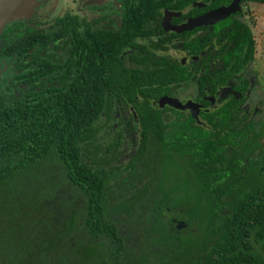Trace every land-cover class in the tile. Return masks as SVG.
Listing matches in <instances>:
<instances>
[{
	"label": "trees",
	"instance_id": "obj_1",
	"mask_svg": "<svg viewBox=\"0 0 264 264\" xmlns=\"http://www.w3.org/2000/svg\"><path fill=\"white\" fill-rule=\"evenodd\" d=\"M145 1L157 9L176 0ZM35 23L15 22L0 35V68L9 63L15 71L10 85L0 83V215L12 219L0 224V243L10 236L12 249L0 250V264H264V122L256 129L238 115L243 100L231 99L205 118L216 131L206 138L192 120L170 121L151 109L161 97L155 83H189L192 75L176 66L170 73L131 71L109 60L113 90L135 106L142 127L140 163L159 154L167 176L175 171L186 188L197 189L182 199L165 188V197L151 196V167L143 171L137 159L115 166L125 136L108 145L100 139L112 87L91 61L98 63L102 48L90 44L79 18ZM229 26L234 60L226 61L221 86L256 60L249 24L238 19ZM143 34L135 30V39ZM108 39L118 51L133 43L125 32ZM58 185L73 195L60 194ZM167 210L189 227L177 232Z\"/></svg>",
	"mask_w": 264,
	"mask_h": 264
},
{
	"label": "flooded vegetation",
	"instance_id": "obj_2",
	"mask_svg": "<svg viewBox=\"0 0 264 264\" xmlns=\"http://www.w3.org/2000/svg\"><path fill=\"white\" fill-rule=\"evenodd\" d=\"M234 1L232 0L229 4H220V0H176L173 2L175 7L167 8L163 6L156 9L149 7L152 4H150V1L145 0H75L74 10L54 19H41V10L47 4L37 8L32 17L36 21L33 24L34 26H49L51 25L49 22L53 23L56 19L66 15L79 18L82 21V26L88 29L90 44L94 41L95 50L98 51L101 48L103 50L98 58L99 61L97 60L98 63L91 60L92 58L90 60L94 62L93 67L97 66L95 71L102 80L103 85L112 86L111 89H107L109 95L105 100L104 109L98 122V127L102 128L100 139L103 141L107 136L111 138V142L117 139V134L125 136L121 145L123 154L117 160L115 166H125L132 160L137 159L135 163L142 164L144 171L143 166L150 161L151 152L149 156L147 155V162L140 163L142 159H138L137 156L140 150L145 148L143 146L142 127L135 106L113 90L115 83L112 79L113 76L116 77V73H112L109 69V63L113 61L117 62L120 65L119 67L123 66L126 70L131 71L151 70L152 73L156 72L157 74L162 71L170 73L172 66H176L185 71L187 76L192 75L189 83H155L159 88L161 97L158 100L151 101V109L154 113H158L164 119L170 121H175L177 118L192 120L193 125L201 130L204 137L207 134L216 133L205 118L218 114L219 109L224 104H229L231 99L243 100L238 115L241 118H246L248 123L254 124V119L260 115L261 108L264 106V98L260 99L261 102L256 103L254 97L258 95L264 97V92L260 90L252 94V81L251 79L247 80L246 75L247 70L253 63L244 72L233 77L227 85H219L220 74H223L226 70V61L233 63L231 55L234 43L230 40L233 27L229 25L233 26V22L238 19L248 24L245 12L247 7L240 0L238 10L230 13L227 17L223 19L218 17L217 21L213 15L220 9L231 7ZM144 2L146 5L141 6L144 14L139 12L135 14V6ZM154 2L159 1L154 0ZM140 28L144 30V34L142 37L137 36L135 39V30L139 31ZM123 32L128 37H133V43L124 50L119 46L118 48L121 50L118 51V44L111 42L108 37L120 36ZM96 33L100 34L101 41L93 38ZM105 36L107 38H104ZM49 54L52 55L51 52ZM57 56L66 58V55L61 52ZM89 57H91L90 53ZM109 60L111 61L108 63ZM9 71H12L14 76L13 66L4 63V66L0 68V75ZM1 83H5V81ZM10 84L9 80L6 86ZM138 100L139 97H135V101ZM253 105L257 108L249 112L247 108ZM104 144H107V142ZM152 147L149 144L147 145L148 150H151ZM127 148H131L132 153L128 160L123 162V159L128 155L129 150ZM154 172L153 177L148 178L147 181L155 186L159 184V180H162L158 189L152 187L151 196L155 194L158 197H165L168 192L165 191V194H162L164 191H159V189L169 190L172 180L178 182L184 177L176 176L175 171L172 176L164 174L162 177L159 170ZM151 173L150 168L149 174ZM185 173V171H182L181 175ZM112 194L119 196L118 193L112 192ZM174 196L179 197L182 195L178 192ZM167 211V220L172 222L171 224L177 232L181 233L189 227L178 230L179 224L183 221L178 219L179 215L176 212L170 213V210Z\"/></svg>",
	"mask_w": 264,
	"mask_h": 264
},
{
	"label": "rangeland",
	"instance_id": "obj_3",
	"mask_svg": "<svg viewBox=\"0 0 264 264\" xmlns=\"http://www.w3.org/2000/svg\"><path fill=\"white\" fill-rule=\"evenodd\" d=\"M50 2V3H49ZM37 3L39 4V6L41 5H45L47 4V6L42 9V15H41V19H46V18H51L54 19L58 16L64 15L68 12H71V10H74L75 8V0H37ZM40 8V7H38ZM238 10V7L237 9ZM246 21L248 22L249 26L252 29V32L254 34V38L256 41V60L253 63V65H251L249 67V69L247 70V75L246 78L251 79L252 81V88H253V92L255 91H260L262 90L264 92V6L262 5H249L246 9ZM233 13V12H232ZM10 26V25H8ZM13 76L12 71L9 72H3V74L0 75V83L3 81H9ZM253 97V96H252ZM252 97L250 98V100L252 99ZM264 97L261 95H258L256 97H254V102H261L260 99H263ZM253 102V101H250ZM252 105V104H251ZM257 108V106L253 105L250 106V108L248 107L247 109H249V112L254 111V109ZM264 121V106L263 108H261V113L260 115H258L255 119H254V124H255V128L257 129L258 126L260 125V123H262ZM104 136V135H102ZM111 138H108L107 136L104 138V140L102 141L103 143L107 142V144H109ZM128 151V155H126V157L123 159V162H126L130 156L131 152V148H127ZM127 152V151H126ZM159 154H156L154 152L150 153V161H146L147 165L143 166L145 168V171L148 172L149 168L151 167V172L153 173L155 170H159L160 171V176L162 177L164 174H167V171L164 172V167L162 164V161L160 160ZM146 164V163H145ZM166 166V165H165ZM159 174V173H158ZM186 178V177H185ZM162 180V179H161ZM161 180H159V184L152 186L153 189H158L161 186ZM194 181V180H193ZM195 182V181H194ZM187 181L186 179L184 180H180L178 182L172 180L170 182V190L174 192V195L177 194L178 192L181 193L182 196H179L178 198L182 199L184 197H195L197 195V189L193 190V189H188L187 187ZM59 189L62 190V187L60 185ZM59 191L60 194L61 192H65L64 194L67 195H73V191L70 189H67L66 191L63 189L62 191ZM58 192V193H59ZM57 193V195H58ZM56 194V193H55ZM65 201H68L67 198H65ZM4 220L8 221V222H3ZM12 219H10L8 217L7 213H2V215H0V224H4V227H8L11 224ZM4 232V231H3ZM0 232V233H3ZM3 243L1 244L0 250L8 249L9 251H11V248L9 247V243H10V236H4L2 237ZM153 260V259H152Z\"/></svg>",
	"mask_w": 264,
	"mask_h": 264
},
{
	"label": "water",
	"instance_id": "obj_4",
	"mask_svg": "<svg viewBox=\"0 0 264 264\" xmlns=\"http://www.w3.org/2000/svg\"><path fill=\"white\" fill-rule=\"evenodd\" d=\"M240 0H235L229 8L220 9L213 16L217 19H223L230 13L236 11ZM39 7L37 0H0V35L8 25L15 22L28 20L33 17L35 9ZM188 227L186 223H180L178 230Z\"/></svg>",
	"mask_w": 264,
	"mask_h": 264
}]
</instances>
